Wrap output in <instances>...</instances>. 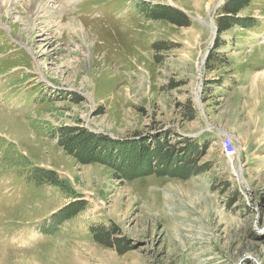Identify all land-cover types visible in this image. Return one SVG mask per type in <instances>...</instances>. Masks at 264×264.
Here are the masks:
<instances>
[{
    "label": "rangeland",
    "instance_id": "obj_1",
    "mask_svg": "<svg viewBox=\"0 0 264 264\" xmlns=\"http://www.w3.org/2000/svg\"><path fill=\"white\" fill-rule=\"evenodd\" d=\"M226 1L0 0V264H264V0Z\"/></svg>",
    "mask_w": 264,
    "mask_h": 264
},
{
    "label": "trees",
    "instance_id": "obj_2",
    "mask_svg": "<svg viewBox=\"0 0 264 264\" xmlns=\"http://www.w3.org/2000/svg\"><path fill=\"white\" fill-rule=\"evenodd\" d=\"M252 0H228L223 6L224 14L223 18L221 19L220 23H217L218 27V33L221 34L223 31H225L230 26V19L231 17H234L239 15L240 12L246 8L249 3ZM239 22H243V20H237ZM197 114V108L195 107V104L192 100L188 101V110L186 114H184V117L186 120H192L195 118ZM63 182V181H62ZM65 187H67V183L64 182L63 184ZM72 191V190H71Z\"/></svg>",
    "mask_w": 264,
    "mask_h": 264
},
{
    "label": "built area",
    "instance_id": "obj_3",
    "mask_svg": "<svg viewBox=\"0 0 264 264\" xmlns=\"http://www.w3.org/2000/svg\"><path fill=\"white\" fill-rule=\"evenodd\" d=\"M220 144L224 155L229 160L230 166L234 168V159L238 155V148L236 146L234 137L231 134L224 132V134L221 136Z\"/></svg>",
    "mask_w": 264,
    "mask_h": 264
},
{
    "label": "crops",
    "instance_id": "obj_4",
    "mask_svg": "<svg viewBox=\"0 0 264 264\" xmlns=\"http://www.w3.org/2000/svg\"><path fill=\"white\" fill-rule=\"evenodd\" d=\"M242 83V82H241ZM240 83V84H241ZM239 84V85H240ZM244 84H242V85H240L239 86V88L242 90L239 94H238V101L242 98V96H243V93L244 94H246L247 95V91H248V89H247V86H248V84L246 83V85H244ZM237 89V88H236ZM233 91H235V89L233 90ZM231 94V93H230ZM229 94V95H230ZM231 96L233 97V93L231 94ZM235 96V95H234ZM206 108H207V106H206ZM204 110H206V109H204V108H202V115L198 112V110H197V114H196V116H195V118L194 119H192V120H186V121H188V122H193V121H196V122H198V123H201V121H204L203 119L205 118L204 117ZM208 113V112H207ZM201 116V117H200ZM203 117V118H202ZM206 124V123H205ZM201 126L202 125H200V128L198 129V131L196 132L198 135L199 134H201V130H204V127L203 128H201ZM199 127V126H198ZM221 127V126H220ZM201 131V132H200ZM200 132V133H199ZM225 132H227V131H225ZM198 138H202V135L200 136V137H198Z\"/></svg>",
    "mask_w": 264,
    "mask_h": 264
},
{
    "label": "bare ground",
    "instance_id": "obj_5",
    "mask_svg": "<svg viewBox=\"0 0 264 264\" xmlns=\"http://www.w3.org/2000/svg\"><path fill=\"white\" fill-rule=\"evenodd\" d=\"M210 26L212 27L213 31L215 32L216 31L215 27L212 24Z\"/></svg>",
    "mask_w": 264,
    "mask_h": 264
},
{
    "label": "water",
    "instance_id": "obj_6",
    "mask_svg": "<svg viewBox=\"0 0 264 264\" xmlns=\"http://www.w3.org/2000/svg\"><path fill=\"white\" fill-rule=\"evenodd\" d=\"M216 29V28H215Z\"/></svg>",
    "mask_w": 264,
    "mask_h": 264
}]
</instances>
